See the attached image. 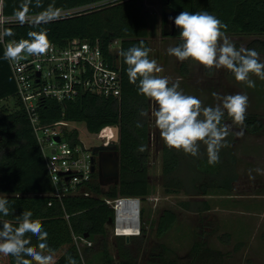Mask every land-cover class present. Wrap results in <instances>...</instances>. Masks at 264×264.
Returning a JSON list of instances; mask_svg holds the SVG:
<instances>
[{"label": "trees", "instance_id": "trees-1", "mask_svg": "<svg viewBox=\"0 0 264 264\" xmlns=\"http://www.w3.org/2000/svg\"><path fill=\"white\" fill-rule=\"evenodd\" d=\"M29 7V15H36L43 9L53 5L62 12L75 10L62 15L63 19L33 26L19 22L8 25L14 36L8 40L28 38L29 31L47 32L50 42L64 46L74 39L87 40L98 44L110 58L112 64L118 61L121 70L122 89L117 97H104L97 94H83L73 100L59 102L46 98L40 102V116L44 123L66 120L85 124L89 133H99L107 126L119 127L120 177L117 183L104 185L97 173L87 184L89 196L72 194L62 200L54 199L49 193L53 190L46 160L38 144L29 116L23 102L16 96V82L9 62L0 59V101L15 96L18 98L16 109L4 108L0 117V195L6 196L10 202V212L3 219L14 222L20 220L25 213L31 214L33 222L43 225L48 232V249L44 254H51L55 264H69L74 258L76 264H138L141 247L150 248V259L159 264H179L170 258V249L160 242L176 225L179 214L172 208L161 210L155 232L147 229L150 218L146 208L141 209V232L133 235L130 241L125 236L113 235L109 227L115 220V210L107 203V199L118 197H139L145 201L153 194L150 179V100L138 94L135 85L129 82L127 65L119 55L141 41L151 49V15L145 9V0H42L37 7L35 0H4L3 11L14 15L21 5ZM163 6L168 4L179 13L203 12L220 19L227 27L225 34L252 36L248 49H255L259 58L264 55V0H162ZM163 34V33H162ZM176 44L181 42L179 28L173 35ZM163 37H166L163 34ZM114 40L120 41L118 52L110 50ZM4 48L0 43V57ZM263 61V60H262ZM182 76H188L190 68L187 61L181 64ZM208 75L213 69H207ZM227 74L234 77L231 71ZM253 75V74H250ZM141 111L147 115H141ZM245 129L256 134L263 130V119L253 113L245 114ZM229 117L225 115L224 121ZM138 122L142 127H138ZM65 137L74 145L80 142L77 129L67 131ZM143 148V150H141ZM179 151L164 144L163 148V187L167 194H179L182 191L190 197H205L221 191L233 192L232 185L220 186L217 189L211 183V171L197 165L194 171V184L187 186L179 176L181 157ZM189 187V188H188ZM52 203L49 205V203ZM187 211L202 213L210 209L207 200H188L180 203ZM204 220V218H203ZM153 223V224H154ZM153 230V229H152ZM141 235V236H140ZM154 237L150 247L151 238ZM195 240L190 251L189 262L218 263L222 258L221 251L208 246L202 234ZM78 242L76 241V239ZM91 242L89 245L87 242ZM136 239L139 242H136ZM141 240V241H140ZM32 240L31 247H37ZM0 264H12L0 256Z\"/></svg>", "mask_w": 264, "mask_h": 264}, {"label": "clouds", "instance_id": "clouds-1", "mask_svg": "<svg viewBox=\"0 0 264 264\" xmlns=\"http://www.w3.org/2000/svg\"><path fill=\"white\" fill-rule=\"evenodd\" d=\"M31 4L32 0H28ZM41 7L42 0H35ZM18 22L33 26L47 24L63 19L62 11L53 5L43 9L34 17L29 16V7L21 5L15 13ZM179 28L181 42L169 47L167 52L179 61L193 60L207 69H226L234 74L239 82L247 87L256 86L250 74L264 80V61L260 60L255 49L237 47L223 29L226 25L207 11H182L170 17ZM10 28L0 31V42L5 36L12 37ZM28 38L13 40L8 43L0 59L17 62L25 56L42 57L50 49L51 42L46 31H29ZM151 49L141 41L119 55L127 65L129 82L136 86L138 94L147 97L155 105L152 115L155 125L167 146L182 150L185 154L197 157L201 144L206 146L208 163L214 165L220 160L221 148L227 146L226 138L230 135V126L224 122L225 115L237 125H243L248 107L246 94H214L215 105L204 106L202 101L188 95L180 89V81L171 82L168 77L157 75L163 71L155 59L150 58ZM141 115H147L141 111ZM138 127L142 125L138 122ZM242 135L243 133H238ZM143 150V148H141ZM10 202L6 196L0 195V256L12 264H55L51 254H44L48 249V232L40 223L33 222L31 214L25 213L14 222L7 221ZM36 240L37 247H31ZM69 264H76L69 258Z\"/></svg>", "mask_w": 264, "mask_h": 264}, {"label": "rangeland", "instance_id": "rangeland-1", "mask_svg": "<svg viewBox=\"0 0 264 264\" xmlns=\"http://www.w3.org/2000/svg\"><path fill=\"white\" fill-rule=\"evenodd\" d=\"M145 9L151 15V36L150 42L152 47L151 59H155L162 67L163 71L157 75L166 76L171 82L180 81V89L185 94L198 97L204 106L215 105L218 101L214 94L220 95L229 94H246L248 96V107L246 114L253 113L259 115L264 122V80L257 78L254 74L251 79L255 81L256 86L253 88L247 87L244 82H239L235 77L227 74L226 69H214L211 75H208L206 68L196 61L191 59L188 62L190 73L188 76H182L181 64L175 56L168 54L167 49L176 44L177 38L172 36L163 37L162 25V0H145ZM227 37L236 44V46L248 49V44L252 36L231 35ZM264 61V55H261ZM18 98L15 96L8 97L0 101V117L4 114V108L10 110L16 109ZM155 105L151 102L150 121H151V141H150V179L153 185V194L142 203V208H146L150 221L146 223L149 231L155 232L156 224L161 210L164 208H172L179 214L176 225L160 240L165 243L170 249V258L176 259L179 264H187L189 262L190 251L195 240L200 239L202 234L207 239L208 246L215 251H221L223 257L219 258L218 263L213 264H264V235L251 236V242L244 246L238 245L239 250L235 249V243L243 239V236H233L229 245L224 244L221 234L207 233L206 222L208 217L212 220L215 214L216 220L223 221V217H228L226 210L223 207H230L236 210V213H231L229 216L232 221L240 223L247 222V215L241 212L262 211L264 209V199H256L255 191H261L264 196V128L261 132L251 134L245 129V125L235 124L229 117L225 123L230 126V135L226 138L227 146L220 150V160L214 165L208 163L206 146L201 144L199 155L193 157L180 152L182 160L179 170V176L185 181L187 186L194 184V175L197 173V165L206 167L211 171V183H214L216 188L226 185L233 186L235 194L244 195L239 199L227 198L225 196L216 197L215 203L220 205L219 210L214 213L197 214L194 211H187L180 205L183 201L201 200L202 197H190L184 191L179 194H167L163 187V141L159 130L155 125V119L152 113ZM80 132L81 139L89 146L101 143L100 140L94 139L89 133L85 124L76 123L74 126ZM113 127V126H112ZM113 130V129H112ZM243 133L242 135L238 133ZM114 136V130H113ZM109 138L105 139L108 141ZM112 138H110L111 140ZM194 167V168H193ZM262 185V186H260ZM189 188V187H188ZM262 189V190H261ZM222 193H227L225 190ZM229 194V193H228ZM255 198V199H254ZM204 200V199H203ZM224 201V205H223ZM246 217V218H245ZM204 218V220H203ZM255 218V217H254ZM231 221V222H232ZM234 221V222H235ZM227 222V221H226ZM154 223V224H153ZM261 224L256 230L261 232L264 228V217L261 219ZM153 229V230H152ZM247 226L245 227V232ZM110 233H113V227H109ZM140 234V233H139ZM141 236V235H140ZM150 247L155 240L151 238ZM241 240V242H242ZM250 240V238H249ZM141 241V240H140ZM136 242H139L136 239ZM234 248V249H232ZM243 248V249H241ZM150 248L141 247L139 253L138 264H159L152 262L150 259ZM98 259H94L93 264H98ZM212 263V262H211ZM210 262H201L196 264H211ZM162 264V263H161Z\"/></svg>", "mask_w": 264, "mask_h": 264}, {"label": "built area", "instance_id": "built-area-1", "mask_svg": "<svg viewBox=\"0 0 264 264\" xmlns=\"http://www.w3.org/2000/svg\"><path fill=\"white\" fill-rule=\"evenodd\" d=\"M3 3L4 0H0V31L8 25L18 23L16 16L4 13ZM73 11L75 10L62 12V15ZM12 41L5 36L0 43L5 48ZM119 48V40L110 44L113 53L118 52ZM8 62L16 82V96L23 102L46 160L53 185L49 194L56 200L72 194L89 196L91 192L87 184L92 180L93 174L97 173L92 171L91 152V147L96 144L89 146L79 136L80 142L72 145L64 134L77 129L74 127L76 123L66 120L44 123L39 111L40 102L46 98L64 102L83 94L119 98L122 82L118 61L112 64L98 44L74 39L64 46L51 42L50 49L42 57L25 56L17 62ZM112 129V126H107L99 133L91 134L94 139L107 145L112 140ZM56 137L60 140L57 141ZM107 138L108 141H105ZM106 201L115 210L112 225L115 235H128L125 234L127 227H138L139 233L141 232V198L123 196ZM51 204L50 202L49 205ZM83 242L87 241L83 239ZM87 243L91 245V242Z\"/></svg>", "mask_w": 264, "mask_h": 264}, {"label": "crops", "instance_id": "crops-1", "mask_svg": "<svg viewBox=\"0 0 264 264\" xmlns=\"http://www.w3.org/2000/svg\"><path fill=\"white\" fill-rule=\"evenodd\" d=\"M262 186V185H260ZM262 190V189H261ZM241 193H237L235 194L234 192H231L228 194L227 193H217V194H211V195H207L205 197H202V199L207 200V202L210 204V209H208L207 211H205L207 214L209 213H214L215 210H219L220 209V205L218 203H215L216 197H221V196H225L227 198H233V199H239L240 197L244 196V195H239ZM256 199H264V196H262L261 191H255L254 196ZM254 198V199H255ZM223 205H224V201H223ZM222 210H226L228 213V217L224 216L223 217V221L220 222L219 220H216V217L219 218L216 214L215 217L212 218V220L209 219L208 217V221L206 222V228H207V233L210 234H221L222 235V241L224 244L229 245L230 243H233L232 238L233 236H243L242 242L241 240L239 241V243H235V249L239 250L238 245L242 246L243 242H244V246L246 244H248V242H251V236H256V235H264V228H261V232L257 233V229L259 228L261 224V219H263L264 217V209H262V211H254V212H250V211H246V212H241L244 215H247V222H243L240 223L237 221H232L231 217L229 216V214L231 213H236L237 211L234 209H231L230 207H223ZM202 212V213H205ZM200 214V213H197ZM255 217V218H254ZM227 221V222H226ZM232 221V222H231ZM247 226V230L245 232V227ZM250 238V240H249ZM234 249V248H232ZM243 249V248H241Z\"/></svg>", "mask_w": 264, "mask_h": 264}, {"label": "water", "instance_id": "water-1", "mask_svg": "<svg viewBox=\"0 0 264 264\" xmlns=\"http://www.w3.org/2000/svg\"><path fill=\"white\" fill-rule=\"evenodd\" d=\"M179 12L172 6L166 4L163 6L162 11V25L163 34L165 36L173 35L177 26L172 25L169 19L170 17H175ZM114 136L112 140L107 144L94 145L91 147L92 152V171L97 172L99 179L102 184L107 185L111 183H117L120 177V152L118 149L119 143V127L113 126ZM59 141L60 138L56 137ZM141 231V228H140ZM138 234L126 235L128 241H130L131 236Z\"/></svg>", "mask_w": 264, "mask_h": 264}, {"label": "bare ground", "instance_id": "bare-ground-1", "mask_svg": "<svg viewBox=\"0 0 264 264\" xmlns=\"http://www.w3.org/2000/svg\"><path fill=\"white\" fill-rule=\"evenodd\" d=\"M110 138H113V135H111ZM138 233H139V228L138 227H127L125 234L129 235V234H138Z\"/></svg>", "mask_w": 264, "mask_h": 264}, {"label": "flooded vegetation", "instance_id": "flooded-vegetation-1", "mask_svg": "<svg viewBox=\"0 0 264 264\" xmlns=\"http://www.w3.org/2000/svg\"><path fill=\"white\" fill-rule=\"evenodd\" d=\"M170 24H171V27H172V25H173V21H171ZM162 32H163V29H162ZM101 144H102V143H99V144H97V145H101Z\"/></svg>", "mask_w": 264, "mask_h": 264}]
</instances>
